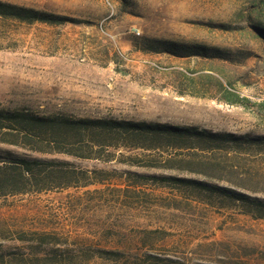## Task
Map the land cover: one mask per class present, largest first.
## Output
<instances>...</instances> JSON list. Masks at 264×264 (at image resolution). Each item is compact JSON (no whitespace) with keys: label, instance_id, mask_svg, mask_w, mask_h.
I'll list each match as a JSON object with an SVG mask.
<instances>
[{"label":"rangeland","instance_id":"obj_1","mask_svg":"<svg viewBox=\"0 0 264 264\" xmlns=\"http://www.w3.org/2000/svg\"><path fill=\"white\" fill-rule=\"evenodd\" d=\"M6 1L73 20L0 21V107L243 139L121 146L113 160L0 143V160L57 163L50 179L0 196V264H264V216L241 199L264 202V0ZM146 37L225 56L139 49Z\"/></svg>","mask_w":264,"mask_h":264},{"label":"trees","instance_id":"obj_2","mask_svg":"<svg viewBox=\"0 0 264 264\" xmlns=\"http://www.w3.org/2000/svg\"><path fill=\"white\" fill-rule=\"evenodd\" d=\"M3 20L26 23L36 21L65 23L73 18L0 0V21ZM137 43L140 44L139 49L167 52L176 56H225V51L218 48L162 38L146 37L143 43H140V40H137ZM242 139V136L233 133L213 132L195 126L104 117L76 118L62 113L38 115L26 109L0 107V143L28 146L42 152L66 153L84 158L113 160L116 153L111 149L121 146L149 149L158 143L186 145L199 141L207 144H222L240 143ZM133 157L132 161L137 159V156ZM55 164L57 163L42 159L19 157L0 160V196L26 192L40 180L50 179ZM74 183L76 182H68L67 185H74ZM40 189L43 188L40 187ZM241 199L249 204L251 207L249 211H257L259 215L264 216L263 201L249 195H241ZM125 254V251L100 250L101 257L112 261L124 260ZM147 255L157 261H164L149 252ZM41 259L47 264H64L66 261L62 255H55L52 258L44 256Z\"/></svg>","mask_w":264,"mask_h":264}]
</instances>
